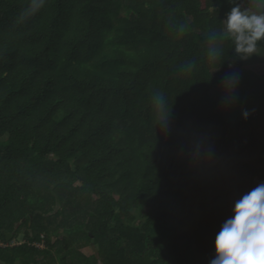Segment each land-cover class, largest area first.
Returning a JSON list of instances; mask_svg holds the SVG:
<instances>
[{
	"label": "trees",
	"instance_id": "1",
	"mask_svg": "<svg viewBox=\"0 0 264 264\" xmlns=\"http://www.w3.org/2000/svg\"><path fill=\"white\" fill-rule=\"evenodd\" d=\"M28 4L0 0V264H209L264 182V129L238 153L224 133L247 99L228 117L245 59L223 20L250 0H46L19 19Z\"/></svg>",
	"mask_w": 264,
	"mask_h": 264
},
{
	"label": "clouds",
	"instance_id": "2",
	"mask_svg": "<svg viewBox=\"0 0 264 264\" xmlns=\"http://www.w3.org/2000/svg\"><path fill=\"white\" fill-rule=\"evenodd\" d=\"M234 4L235 0H228ZM46 0H29L21 12L23 20L36 15ZM251 7H231L223 20L225 35L234 43V51L242 59L257 55L264 46V0H250ZM221 54L213 49L211 58L219 60ZM225 82L233 90L238 83L234 75L226 77ZM158 122L166 125V107L160 97ZM245 119L249 112L244 111ZM209 264H264V182L258 183L234 202L232 214L221 225L215 235L214 256Z\"/></svg>",
	"mask_w": 264,
	"mask_h": 264
},
{
	"label": "rangeland",
	"instance_id": "3",
	"mask_svg": "<svg viewBox=\"0 0 264 264\" xmlns=\"http://www.w3.org/2000/svg\"><path fill=\"white\" fill-rule=\"evenodd\" d=\"M238 83L236 85V88L234 89L235 92V101L232 99L231 96L228 93H224L223 101L232 103V110L229 113L228 117H233V112L235 111V108L240 103V98L243 100H246V102L240 103V111L243 113L245 110L249 112V114H262L261 108L259 105V99L264 95V49H261V51L248 59H245V65L243 69L241 70L240 76L238 77ZM255 82V83H254ZM227 85V84H226ZM237 93V95H236ZM257 99V101H256ZM237 102V105H235L233 102ZM250 101L253 103L251 105ZM252 112V113H251ZM264 114V113H263ZM259 117V116H257ZM259 120V121H258ZM254 119L251 122L242 121L241 124H235L234 122H231V126L228 129V131H224L225 135L228 137L234 138V136L239 137L237 141L233 139V150L235 153H238V148L243 144H251V136L253 134L259 135L263 133L264 129V116L263 119ZM239 121V120H238ZM261 122V123H260ZM261 139V138H259ZM235 140V141H234ZM246 146L245 153H248L246 155V160L250 162L255 167L259 166V157L260 152L256 151V148L252 149L249 148L248 145ZM196 144L193 142L191 144L192 148V155L194 157V162H197V156L198 152L195 149ZM142 215H138V218L136 219V224L141 223ZM64 235H60L58 239L56 240H64ZM19 242H24V236L21 235L19 238ZM41 248H44V245L42 244L40 246ZM78 250L80 249V252L86 254L87 256H92L91 248L84 246L80 247L77 246ZM80 247V248H79ZM101 264V263H100Z\"/></svg>",
	"mask_w": 264,
	"mask_h": 264
},
{
	"label": "water",
	"instance_id": "4",
	"mask_svg": "<svg viewBox=\"0 0 264 264\" xmlns=\"http://www.w3.org/2000/svg\"><path fill=\"white\" fill-rule=\"evenodd\" d=\"M8 238H9V240L11 241L12 238H13V236H12L11 234H9Z\"/></svg>",
	"mask_w": 264,
	"mask_h": 264
}]
</instances>
